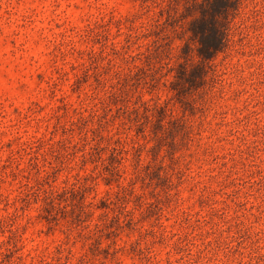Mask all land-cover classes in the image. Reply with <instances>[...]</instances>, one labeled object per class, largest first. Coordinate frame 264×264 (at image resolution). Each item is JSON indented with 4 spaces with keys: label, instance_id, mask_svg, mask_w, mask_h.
I'll return each instance as SVG.
<instances>
[{
    "label": "rangeland",
    "instance_id": "1",
    "mask_svg": "<svg viewBox=\"0 0 264 264\" xmlns=\"http://www.w3.org/2000/svg\"><path fill=\"white\" fill-rule=\"evenodd\" d=\"M179 14L0 0V264H264V0L197 88Z\"/></svg>",
    "mask_w": 264,
    "mask_h": 264
},
{
    "label": "trees",
    "instance_id": "2",
    "mask_svg": "<svg viewBox=\"0 0 264 264\" xmlns=\"http://www.w3.org/2000/svg\"><path fill=\"white\" fill-rule=\"evenodd\" d=\"M242 0H169L170 8L178 7L183 3L184 10L174 19L172 24L181 25L180 39H184L187 33L191 36L182 47L183 63L179 71V81L190 83L195 88L206 81L209 73V65L216 56L224 52L228 46V34L230 28V16L237 12ZM190 19V20H189ZM189 20V21H188ZM184 22L188 28L184 27ZM196 53L199 62L188 74L186 65L190 62L192 54ZM190 67V66H189ZM198 79L199 82H195ZM177 90V88H176ZM179 98L184 99V94L178 92Z\"/></svg>",
    "mask_w": 264,
    "mask_h": 264
}]
</instances>
